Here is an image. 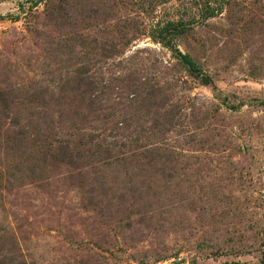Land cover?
<instances>
[{
	"label": "rangeland",
	"instance_id": "1",
	"mask_svg": "<svg viewBox=\"0 0 264 264\" xmlns=\"http://www.w3.org/2000/svg\"><path fill=\"white\" fill-rule=\"evenodd\" d=\"M187 1L0 0V94L11 106L53 98L56 130L69 132L78 95L69 90L67 107L63 96L88 77L104 86L91 95L99 113L120 103L113 119L130 125L103 130L99 117L96 141L130 137L176 164L146 175L140 204L116 206L114 169L102 167L93 198L80 177H15L5 164L32 145L14 157L0 135V264H264V0H233L175 36L214 88L151 36L185 18Z\"/></svg>",
	"mask_w": 264,
	"mask_h": 264
},
{
	"label": "trees",
	"instance_id": "2",
	"mask_svg": "<svg viewBox=\"0 0 264 264\" xmlns=\"http://www.w3.org/2000/svg\"><path fill=\"white\" fill-rule=\"evenodd\" d=\"M231 2L233 0H188L189 8L187 9L188 12L185 13V18L166 20L165 24L157 29L156 33L151 34L156 41L170 50L171 55L181 66L198 78L202 84L210 85L212 88H214V84H212L210 76L200 68V65L190 53L181 52L176 47L174 40L175 36L184 34L190 27L205 23L204 20L213 16L224 6H230ZM84 70L77 72L84 74L88 71ZM72 80L70 84H73V87H68L69 89L64 94L63 105L67 107L69 103V90L75 91L74 95L78 96L74 97L73 93H70L73 102L71 110L66 112L71 114L72 117L69 121L70 124H68L70 131L63 134L56 130L58 125L54 116L57 103L53 98L49 97L47 102L37 103L35 101L36 95L31 94L30 103L34 105L25 110H18L16 107L11 106L13 103L11 99L7 100L5 94H0V106H3V109H0V135H3V140L13 144L14 157L18 156L21 159L23 153H26L25 149L32 145L31 157L20 161L12 157L10 158L11 162L5 164L6 167L12 171L15 177L20 175L26 179L33 178L37 181L52 178L58 173L62 176V179L80 177L81 186L83 188L87 186V192L93 198L92 192L101 184L103 178H100V173L103 171L102 167L105 166L108 170L114 169V175L111 179L114 187L118 190V198L116 199L118 203L116 206L128 201H130L128 204H140V195L143 192L138 191H144L148 195V192L142 187V183L148 181L146 175L151 174L150 172L156 169L166 177L165 171L172 170L173 165L176 166V164L172 163V158H169L168 165L164 166L163 157H161L163 156L162 152L153 156V148L143 147L137 140L130 137L126 138V145L124 142L110 140L108 137L113 136L111 133L105 134V137L101 136L99 139L102 142L96 141L97 137L100 136L96 131L99 126H96L95 123L92 126L91 123L99 117L103 119V123L100 125L103 130L115 129L124 124L123 120H114L115 113L110 112V109L114 112L119 110L120 103H117L116 107L107 108L106 111L104 110L100 114L99 112L103 108L98 106L99 103L96 102V97H91V95L96 93V91L93 92L94 89H100L101 91L104 86L101 85L100 88H97L98 82L88 77L84 79L82 76H77ZM80 86L83 87L85 92L77 91ZM127 92L135 97V91L132 92L131 89H127ZM84 95H87V100L80 102L83 100ZM51 99L54 101L55 107L49 104ZM90 114L93 117H90ZM129 127V123L123 125L124 129H129ZM26 142L28 144H25ZM27 161H34V163L29 165ZM175 171H171V173ZM163 181L169 182L166 178ZM170 193H167V196ZM88 198L90 197H83L79 204ZM126 198L130 200H126ZM162 199L163 195L153 194L155 203L161 204ZM163 203H165L164 205H171L172 202L165 198ZM95 205L96 203L92 202L88 207L95 209ZM85 206L86 204H84ZM100 210L101 205L98 203L97 211ZM118 213V211H115V214ZM146 215L147 213H144L140 215V218ZM259 264H262V262Z\"/></svg>",
	"mask_w": 264,
	"mask_h": 264
}]
</instances>
